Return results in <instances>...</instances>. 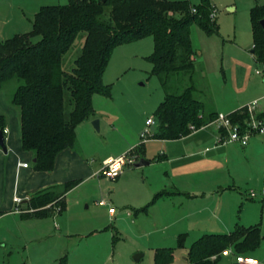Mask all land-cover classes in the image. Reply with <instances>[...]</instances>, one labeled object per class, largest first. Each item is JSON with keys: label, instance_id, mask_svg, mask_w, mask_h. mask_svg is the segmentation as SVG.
<instances>
[{"label": "trees", "instance_id": "1", "mask_svg": "<svg viewBox=\"0 0 264 264\" xmlns=\"http://www.w3.org/2000/svg\"><path fill=\"white\" fill-rule=\"evenodd\" d=\"M193 8H196L194 12ZM211 0H68L66 4L41 6L27 33L0 41V89L17 78L20 83L12 103L20 108L22 147L33 152V168L50 172L58 155L73 148L76 129L95 117L93 97H111L112 88L104 84L105 70L113 50L126 43L151 36L154 51L148 60L153 76H158L166 96L154 113V138L171 139L190 135L213 122L218 113L208 109L201 97L206 89L197 82L201 74L196 64V50L191 27L198 23L208 34L218 33L216 19L211 20ZM264 5L251 9L254 52L264 60ZM84 33L81 53L71 70L64 68V56ZM38 37V40L35 38ZM187 85L181 87L180 83ZM234 121L250 117L247 106L229 114ZM7 117L0 112V130L7 127ZM135 154L137 152L132 151ZM34 158V159H35ZM81 182L69 180L63 190L43 189L21 211L24 218H48L67 209L65 195ZM168 192L157 193L148 207ZM186 234L178 237V247H162L154 252V264H170L178 248H185ZM263 241L259 225H238L230 233H209L197 239L187 252L188 264H216L225 249L234 254H249ZM58 264H69L67 255ZM233 264H238L236 261Z\"/></svg>", "mask_w": 264, "mask_h": 264}, {"label": "rangeland", "instance_id": "2", "mask_svg": "<svg viewBox=\"0 0 264 264\" xmlns=\"http://www.w3.org/2000/svg\"><path fill=\"white\" fill-rule=\"evenodd\" d=\"M211 1L214 8L210 18L216 19L218 33L208 34L198 23L191 27L194 49L208 75L203 78L198 74L197 82L203 87V81L207 79L214 96L228 95L238 90L247 94L244 100L248 101L243 106L258 100V110L264 111V78L255 74L261 62H257L251 52L254 48L251 9L264 5V0ZM67 2L0 0V41L17 33L30 32L31 20L40 6ZM190 2L196 5L200 0ZM84 35L81 32L65 54L66 70L74 67L84 44ZM153 51L154 40L151 36L113 50L103 81L112 88L114 102L100 107L96 117L100 119V130L94 127L93 120L92 132L84 129L83 125L76 129L77 141L74 146L87 156L94 171H100L93 177L82 176V183L67 193V210L64 213L48 218L26 219L21 215L22 204L18 203V207L12 209L19 213L16 214L8 209L9 203L5 199L1 207L4 209L2 211H8L0 217V264H57V259L63 255H67L69 264H154V247H178L173 228H165L163 222L155 220L156 211L151 210L149 215L136 217L131 208H143L160 191L161 184L166 181L161 166L129 165L114 180L102 175L103 160L118 153L128 142L136 144L146 141L147 157L157 156L162 150L163 140L152 138L153 130L146 125L148 117H154L166 96L160 78L151 74L153 65L148 57ZM19 83L17 77L5 82L0 89L2 102L17 111L20 108L12 103V97ZM180 85L184 87L187 83ZM127 99L131 101L126 103ZM3 110L0 107V111ZM147 128L148 137L142 139V133ZM29 163L33 166L32 161ZM145 187L151 190L158 187L159 190L149 198L143 195ZM102 201L105 203L101 204ZM110 207L114 208V214L109 211ZM140 218L144 222H139ZM193 238L187 239V247L193 245ZM181 251L177 249L176 255L179 256ZM138 253L143 254L140 261L134 258ZM180 261L184 259L179 256ZM233 261H236V256L231 253L223 256L217 264H231Z\"/></svg>", "mask_w": 264, "mask_h": 264}, {"label": "crops", "instance_id": "3", "mask_svg": "<svg viewBox=\"0 0 264 264\" xmlns=\"http://www.w3.org/2000/svg\"><path fill=\"white\" fill-rule=\"evenodd\" d=\"M251 52L259 62L254 48ZM196 64L202 71L203 78H207L203 61L198 56ZM203 85L206 91L201 99L212 112L231 113L248 101L244 100L247 94L238 90L232 94L214 96L212 85L207 79L203 81ZM111 101L114 102L112 96L96 94L93 97L95 117L82 122L77 130L83 125L84 129L92 132L91 121L98 117L100 107ZM130 101L127 99L126 103ZM0 107L4 109L0 112L6 115L8 122V132L5 134L8 152L5 153L0 148V217L8 211H2L4 209L1 206L5 203V199L9 203L8 209L19 214L16 210H12L18 207V203L14 200L16 195L23 199L20 208L24 210L29 198L36 192L51 188L61 192L67 181L79 180L82 183V176L93 177L100 171L99 169L94 171V166L87 156L75 147L63 150L56 159L55 168L50 172L36 170L29 163L30 161L33 163L34 153L25 151L22 147L20 110L17 111L14 107L4 104L1 98ZM220 134L221 132L211 122L193 130L186 137L175 140L159 138L163 142L162 150L157 156H146V141L136 144L128 142L118 153L109 156L110 158L135 150L138 159L146 158L150 161L149 164L162 167L166 181L161 184L159 192L165 190L168 193L152 203L146 212L141 211V208H131L136 217L149 215L151 210L156 211L155 220L163 222L162 226L165 228H173L177 241L180 234H186L185 248H180L182 251L179 255L184 261L178 262L179 256L175 252V259L171 264L189 263L187 252L190 247L186 246L187 239L194 237L195 242L209 233H230L240 224L246 227L260 226L263 241L252 254L248 255L257 258L260 264H264V135H253L247 145H241L238 142L223 141ZM106 159L108 157L103 162ZM20 162H28L29 165L22 167L19 166ZM156 190H159L158 187L152 190L145 187L143 195L150 198ZM253 193H255L254 197ZM143 220L140 218L139 222L142 223ZM162 247L167 246L154 247L153 252ZM182 255H185V258H182Z\"/></svg>", "mask_w": 264, "mask_h": 264}, {"label": "built area", "instance_id": "4", "mask_svg": "<svg viewBox=\"0 0 264 264\" xmlns=\"http://www.w3.org/2000/svg\"><path fill=\"white\" fill-rule=\"evenodd\" d=\"M194 12H196V8H193ZM256 74L262 76L264 78V60L261 61L260 66L256 69ZM259 101L256 100L252 102L251 105L247 106L248 115L250 117L246 119L244 122L240 120L234 121L229 114H218L217 118L213 121L217 130L221 132L220 137L224 139L223 141L240 143L241 145H247L253 135H264V111H259ZM147 127H154L156 125V119L153 117H149L146 121ZM152 130V129H151ZM8 132L7 127L4 129V135ZM149 129L147 128L142 134L143 138L148 137ZM138 161V156L132 151H128V153L117 156L110 157L103 162L102 175L109 179H116L124 170L126 166L133 165ZM28 162H20L19 166L28 167ZM255 193L252 194L254 197ZM14 200L17 203L22 202V198L17 195L14 197ZM104 204L105 202H100ZM109 211L114 214L115 210L113 207L109 209ZM233 252L231 248L225 249L222 252V255H229ZM236 262L238 264H260V261L247 254H235Z\"/></svg>", "mask_w": 264, "mask_h": 264}, {"label": "water", "instance_id": "5", "mask_svg": "<svg viewBox=\"0 0 264 264\" xmlns=\"http://www.w3.org/2000/svg\"><path fill=\"white\" fill-rule=\"evenodd\" d=\"M262 25L264 26V20H262ZM93 125L95 128L100 130V119L94 120ZM152 130H154V127L152 128ZM0 148L2 149L3 152H5V153L8 152V147L6 144V138H5L4 132L2 130H0ZM35 161H36V158L34 159V162ZM149 163H150V161L148 159L142 158V159L138 160L137 162H135L133 165L135 167H142V166L149 164ZM142 256H143V254L138 253V254L134 255V258L136 259V261H140Z\"/></svg>", "mask_w": 264, "mask_h": 264}]
</instances>
